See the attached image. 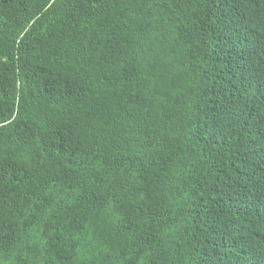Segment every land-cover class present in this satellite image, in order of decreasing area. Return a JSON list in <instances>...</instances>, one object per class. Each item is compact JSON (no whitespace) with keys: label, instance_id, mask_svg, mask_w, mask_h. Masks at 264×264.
I'll use <instances>...</instances> for the list:
<instances>
[{"label":"trees","instance_id":"obj_1","mask_svg":"<svg viewBox=\"0 0 264 264\" xmlns=\"http://www.w3.org/2000/svg\"><path fill=\"white\" fill-rule=\"evenodd\" d=\"M0 264H264V0H0Z\"/></svg>","mask_w":264,"mask_h":264}]
</instances>
